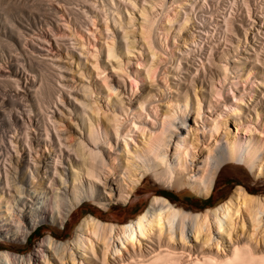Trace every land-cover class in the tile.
Here are the masks:
<instances>
[{"label": "bare ground", "instance_id": "bare-ground-1", "mask_svg": "<svg viewBox=\"0 0 264 264\" xmlns=\"http://www.w3.org/2000/svg\"><path fill=\"white\" fill-rule=\"evenodd\" d=\"M53 1L0 19V240L63 228L84 202L128 203L149 177L202 198L227 164L264 177L255 34L232 16L202 32L191 0ZM63 56L78 87L64 83ZM0 264H264V195L238 186L201 212L154 196L123 224L89 214L70 240L48 235L28 255L2 249Z\"/></svg>", "mask_w": 264, "mask_h": 264}, {"label": "rangeland", "instance_id": "rangeland-1", "mask_svg": "<svg viewBox=\"0 0 264 264\" xmlns=\"http://www.w3.org/2000/svg\"><path fill=\"white\" fill-rule=\"evenodd\" d=\"M32 1L33 3L35 2V0H29L27 1V3H25L26 5L24 6V2L20 3V0L19 1L0 0V6L3 9L2 11V9L0 8L1 9L0 19H3L4 17L9 18V16L11 17V15L12 16L19 14L21 15L22 13L26 14L28 13V9H27L28 7L29 9H31V12H36L34 10L35 8L34 4L31 3ZM49 1L54 3L53 0H49ZM57 1L58 2L60 1V3L63 4V0H57ZM191 1L194 4L193 6L195 7L191 9V7L187 6L189 7L188 10L190 13L192 12L194 14L195 19L197 20L195 22L198 23L199 30H201L202 32L219 31L220 27H222L223 25L222 19L227 16H232L235 20L236 26L242 25L243 27H245L249 33L253 35L255 34L258 42L257 45L258 44L264 45V0H206V1L191 0ZM243 1L247 2L248 6H244V4L242 3ZM29 2L33 5L31 6L29 4L30 6L27 7V4ZM116 3L117 5L119 4V6L121 5L120 1H116ZM16 5H18L20 8H18V6ZM21 6L24 7L22 8ZM9 11L10 13H8ZM109 25L111 29L110 36L111 37L115 36L114 39H116V43H117L118 41H120L121 34L117 32L118 30H116V27H114L112 23L111 24L109 23ZM73 38L75 39V37ZM99 42H101V39H99ZM134 46L139 48L137 44ZM69 63L71 62H69L68 58L66 57L63 58V65L68 67L70 71V74L68 75V79L64 81V83L70 86L78 87L79 75L77 73L73 75V72H76L77 67L69 65ZM131 65L134 66V64H130V67L128 65L129 70L132 69ZM70 69H72L73 71ZM69 77H73L72 79L77 81H73L71 80V78L69 79ZM126 82L129 88L130 85L129 80H126ZM146 83L147 82H145L144 84L138 83L136 87L137 90L134 88V90H136L134 91L136 92L135 93L136 96L138 95L137 97H139L140 96L139 93L142 92L144 88L147 87L148 83L147 84ZM134 101L135 100H133V102ZM65 118H69L66 119L64 123L68 128V133H67L68 135L66 134L68 136L67 142L73 144V142H75L76 138L78 137V135H76V126H75L76 118L75 117L71 118L70 116ZM65 128L66 127L63 126V129ZM232 128H234L233 125L231 126V129ZM238 186L246 188L251 193L264 195V177L255 176L245 166H236L233 164H227L220 172L219 177L215 184V188L212 194L209 196L211 197V200L208 203H203L200 200L204 201L209 197L207 198L199 197L190 190L178 191L175 188H168L163 186L162 184L156 183L151 177H149L138 187L135 195L132 196V198L128 203L125 204L112 203L110 205L109 210L104 211L103 209L99 208L98 206L94 205L91 202H84L67 219L63 228L60 225L43 223L38 226L40 228L38 233L34 234L33 232L35 230L32 232L31 238L29 240L30 242L26 241V243H20V242L17 243L15 241L0 240V249H6L12 253L19 255L20 254L28 255L35 249L37 242L48 235L53 236L55 239L59 241H68L73 236L75 226L77 225L79 220L89 214H92L93 216H96L99 219L103 221H107L109 223L123 224L133 219L141 210L145 209L150 203L151 199H153L154 196H159L158 194L161 191H167L175 195V199L171 200V202L179 203L184 207H186L187 209L192 210L194 212H201L204 211L206 208H212L217 204L221 203L222 201H224L231 194V192Z\"/></svg>", "mask_w": 264, "mask_h": 264}, {"label": "trees", "instance_id": "trees-1", "mask_svg": "<svg viewBox=\"0 0 264 264\" xmlns=\"http://www.w3.org/2000/svg\"><path fill=\"white\" fill-rule=\"evenodd\" d=\"M158 195L161 196V197H164V198H166V199H168L170 201L175 199V195H173L172 193H169L167 191H161ZM210 200H211V197H209L208 199H206L204 201H202V200H200V201L203 202V203H208ZM90 215H92V214H90ZM94 217H96V216H94ZM96 218H98V217H96ZM39 230H40V228L38 227V228L35 229V231L33 233L36 234V233L39 232ZM30 238H31V235L27 238V242H30L29 241ZM0 250H2V249H0Z\"/></svg>", "mask_w": 264, "mask_h": 264}]
</instances>
